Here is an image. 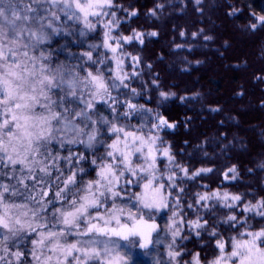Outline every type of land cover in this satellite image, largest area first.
<instances>
[{"label": "snow or ice", "instance_id": "6c2138e0", "mask_svg": "<svg viewBox=\"0 0 264 264\" xmlns=\"http://www.w3.org/2000/svg\"><path fill=\"white\" fill-rule=\"evenodd\" d=\"M116 7L115 0H0V168L9 169L3 173L6 181L0 180V251L9 253L6 242L26 233L33 236L31 250L9 253L15 264H132L133 250L162 243L163 232L170 237L163 264H264V226L254 230L249 217L240 218L250 213L264 225V198L244 202L242 195L228 191L197 193L194 203L207 208L215 201V207L231 210L224 222L237 228L239 238L226 241L210 231L217 250L210 257L181 250L178 241L188 238L184 227L199 237L208 221L200 216L185 220L172 190L182 193L178 179L193 180L213 169L190 172L180 164L161 135L175 129V123L138 103L141 93L129 81L138 75L140 61L125 46L142 45L144 33L118 31ZM56 9L100 38L81 54L89 65L83 75L79 65L75 70L53 66L50 53L42 49L29 54L59 34ZM121 11L129 17L138 14ZM150 13L155 16V9ZM258 27L264 29V15L251 24L253 31ZM126 60L131 72L125 71ZM159 96L163 103L175 93L160 91ZM98 105L107 106L111 118ZM135 117L138 124L132 123ZM104 134L107 142L101 140ZM53 143L83 145L96 158L89 161L83 152L53 154ZM97 146L104 151L98 154ZM61 160L68 163L62 166ZM85 162L95 168L87 180ZM237 175L235 167L223 173L225 180ZM166 212L171 214L162 229L156 217Z\"/></svg>", "mask_w": 264, "mask_h": 264}, {"label": "trees", "instance_id": "16d2710c", "mask_svg": "<svg viewBox=\"0 0 264 264\" xmlns=\"http://www.w3.org/2000/svg\"><path fill=\"white\" fill-rule=\"evenodd\" d=\"M115 2L138 13L129 17L120 10L118 31L130 35L136 30L145 35L142 45L134 42L126 47L140 60L133 86L145 95V103L153 111L177 124L175 130L161 135L177 161L190 172L213 169L193 180L181 178L177 183L184 187L182 193L173 189L185 220L200 216L208 221L199 237L184 227L188 238L178 241L181 250L210 257L217 250L215 237L208 232L215 231L226 241L239 238V233L224 222L231 210L215 207V201L207 208L197 205V193L228 191L242 195L244 202L264 198V29H251L256 18L251 0ZM153 9L155 16L150 13ZM153 31L157 36L150 35ZM206 36L211 39H204ZM160 91L175 96L161 103ZM103 151L102 147L97 149L98 154ZM94 158L88 154L89 161ZM84 166L87 180L95 175V168L87 162ZM231 167L236 168L237 179L226 182L223 173ZM236 212H240L239 207ZM244 217L250 218L254 230L264 226L258 216L245 213L240 218ZM187 258L191 260V256Z\"/></svg>", "mask_w": 264, "mask_h": 264}, {"label": "rangeland", "instance_id": "374dc122", "mask_svg": "<svg viewBox=\"0 0 264 264\" xmlns=\"http://www.w3.org/2000/svg\"><path fill=\"white\" fill-rule=\"evenodd\" d=\"M251 1H252V7L255 6V8H254V10L256 12L255 16L258 17L261 15H264V0H261L260 2H258L259 0H251ZM114 10L116 11L118 18L121 20V15L119 14L121 7L118 6ZM56 11H57V14L60 16V20L54 21V26L59 29V34L53 33L50 37V40L47 43L40 45L35 50V52L30 51L29 54L30 55H38L39 51L42 49L46 53H50L51 63L53 66H56L57 64H59V65L64 66L65 69H67V70H75V69H77V66L79 65L81 67V75H83L84 73H83L82 69L88 68L89 65L86 62V57H83L81 54L84 51L89 50L92 45L99 43L100 38L97 36L96 33L89 32L87 29H85L82 24L74 22L72 20H68L67 18H65L63 13L59 12L58 9H56ZM45 23H47V21H45ZM32 26L38 27V25H32ZM48 31L50 32L51 30L48 29ZM81 32H84L85 34L83 36H81L80 35ZM144 39H145V35H144ZM25 42H27V36L26 35H25ZM127 46H129V45L125 46V50L128 52V50L126 49ZM21 51H23V49H21ZM94 58H95V53H94ZM21 59H23V57H21ZM0 63H2V62H0ZM130 63H131L130 60L125 61V71H128V72L132 71V69L128 67V65ZM139 67H140V62H139V65L135 69V71L138 73V75H139ZM0 71H2V69H0ZM138 75L133 76L132 79L129 81V83L132 86H133L134 80L138 77ZM137 91L139 92L140 90L137 89ZM113 95H116V93L114 92ZM137 99H138V103L145 105V107H149L145 103L146 97L144 94L143 95L141 94V97L137 98ZM97 107L102 110V113L104 115H107V116H109V118H111V114H110L109 110L107 109V106L98 105ZM58 110H60V109H58ZM132 123L138 124L139 123V117L133 118ZM175 125L177 127L176 123H175ZM173 130H175V129H172L170 131H173ZM108 139H109V137L107 136V134H104L101 136V140H103L105 142H107ZM98 148H100V146H97V149ZM50 150L53 152V154H59L60 156H67L69 151H71L73 154H75L77 152H83V153L89 154L92 152V150L85 149L84 146L80 145V144H71V145L65 144L63 147H61L59 144L53 143L50 146ZM59 163L62 166H64L68 162L65 160H61V161H59ZM163 163L164 162L161 161V165H163ZM17 167L19 168V166H17ZM85 168H87V167H85ZM162 170H163V168H162ZM8 171H9L8 168H0V180L6 181V178L3 176V173L8 172ZM64 171L67 172L68 168L64 167ZM16 174L20 175L19 172H17ZM55 174H56L55 170L53 169V175H55ZM182 175L183 174L181 173L180 176L182 177ZM179 180L180 179H178L177 182ZM225 181L226 182H233V180H225ZM29 183H31V182H29ZM165 183H167V182L165 181ZM131 190L135 191L136 189L132 188ZM129 195H131V192H129ZM175 198L176 197L173 193V197L171 199H175ZM170 214H171L170 212H166V213H160L157 215V217H156L157 223H159L161 225L162 229L165 228L166 221H167L168 217L170 216ZM246 214L248 216L251 215L250 213H246ZM191 231H193L195 233L194 230H191ZM32 238H33V236H29L26 233H23V234H21L20 238H18V239H10L9 241L6 242L8 248H9V253L15 252L17 250H21L24 252L25 251L30 252L31 247H32L30 240ZM0 239H2V230H0ZM19 239H21V240H19ZM68 239L71 241L75 238L69 237ZM161 240H162V243H160V244L154 243L149 249H146V250L145 249H138V248L134 249L132 252V256H133L132 264H157V261H160L161 264H163V262L167 260L166 244L169 242L170 237L165 238L164 233L162 232L161 233ZM25 243H29L30 247L29 248L22 247V245ZM226 251H230L228 247L226 248ZM9 253H4V252L0 251V256L4 257L3 260H0V264H8L9 260H13V264H15L14 258L11 257Z\"/></svg>", "mask_w": 264, "mask_h": 264}]
</instances>
